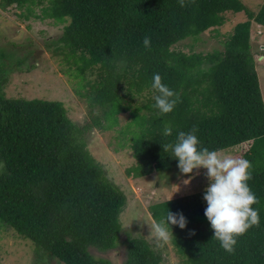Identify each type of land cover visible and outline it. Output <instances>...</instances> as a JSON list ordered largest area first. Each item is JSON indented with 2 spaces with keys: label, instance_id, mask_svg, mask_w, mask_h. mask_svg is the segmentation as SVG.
Wrapping results in <instances>:
<instances>
[{
  "label": "trees",
  "instance_id": "1",
  "mask_svg": "<svg viewBox=\"0 0 264 264\" xmlns=\"http://www.w3.org/2000/svg\"><path fill=\"white\" fill-rule=\"evenodd\" d=\"M43 2L42 17L64 22L52 52L64 54L67 69L86 88L89 122L76 125L57 100L3 96L7 74L0 68V225L27 239L38 260L111 264L90 250L114 248L125 196L83 136L91 127H109L115 114L128 110L134 162L125 172L134 177L177 166L163 145L193 127L199 146L210 151L247 143L240 158L253 166L248 184L259 198L252 207L259 210L260 225L237 239L234 253L212 239L204 216L206 188L151 203L147 211L152 221L165 218L167 210L184 216L186 227L172 226L170 242L191 264H264V106L249 43L250 23L264 28V0L254 12L240 0H185L184 7L179 0H0V10L15 6L29 12L28 6ZM240 11L245 19L233 24L220 50L171 48ZM156 73L179 95L168 114L153 106ZM140 96L139 105L130 107ZM94 106L103 119L92 114ZM165 125L171 136L163 135ZM160 262L159 252L141 236L125 239L121 264Z\"/></svg>",
  "mask_w": 264,
  "mask_h": 264
},
{
  "label": "rangeland",
  "instance_id": "2",
  "mask_svg": "<svg viewBox=\"0 0 264 264\" xmlns=\"http://www.w3.org/2000/svg\"><path fill=\"white\" fill-rule=\"evenodd\" d=\"M254 12L262 0H240ZM41 5L25 7L9 6L0 10V68L7 74L1 91L5 97L40 98L60 101L69 119L80 126L89 122L88 100L85 87L73 72L68 70L65 56L54 54L52 43L59 36L64 22L42 17ZM41 16V17H40ZM226 20L218 27L210 28L195 37L184 38L171 48L184 53H206L222 48V41L233 24L244 20L242 11L226 13ZM250 50L254 59L259 91L264 106V28L250 23ZM10 68V69H9ZM9 71L7 72V70ZM81 93V94H80ZM145 96V95H144ZM143 96L133 98L129 106L139 105ZM139 112H143L142 109ZM92 114L102 117V110L94 106ZM115 122L101 129L91 127L84 136L89 153L100 163L105 174L125 196V204L119 214L120 231L115 246L106 251L91 249L94 257H102L111 264H121L124 257V241L128 237L141 236L161 256L159 264H191L180 256L171 242L155 239L151 230L152 219L147 211L149 204L205 189L209 186L206 169L193 170L183 175L178 166H172L142 176H132L125 168L133 164L129 149L131 121L129 111L115 114ZM103 119V118H101ZM108 122H102L106 124ZM247 143L243 142L222 149L224 154L240 158ZM185 185L183 181L189 180ZM176 186H178V191ZM177 191V192H176ZM0 264H61L55 259H36L33 246L9 228L0 225Z\"/></svg>",
  "mask_w": 264,
  "mask_h": 264
},
{
  "label": "clouds",
  "instance_id": "3",
  "mask_svg": "<svg viewBox=\"0 0 264 264\" xmlns=\"http://www.w3.org/2000/svg\"><path fill=\"white\" fill-rule=\"evenodd\" d=\"M179 4L184 7L185 0H179ZM143 46L150 48V37L143 39ZM152 89L158 93L154 96L153 106L161 114L172 112L179 103V95L162 82L158 73L153 75ZM196 132L195 127L187 133L180 131L174 143L163 145V151H171L174 159L178 160L177 166L183 175H189L193 170L206 169L209 186L203 196L207 204L204 216L213 230L212 239H216L221 248L231 254L235 251L237 239L250 228L260 225L259 210L252 207L259 203V198L248 184L252 178L253 166L247 159L200 147ZM163 135H172L169 125H165ZM3 167L4 164L0 163V169ZM183 183L188 185L190 179ZM176 188L178 191V186ZM186 224L182 214H173L167 210L165 218L152 221L151 230L158 242L169 243L174 238L172 226L184 229Z\"/></svg>",
  "mask_w": 264,
  "mask_h": 264
},
{
  "label": "crops",
  "instance_id": "4",
  "mask_svg": "<svg viewBox=\"0 0 264 264\" xmlns=\"http://www.w3.org/2000/svg\"><path fill=\"white\" fill-rule=\"evenodd\" d=\"M252 24H254V23H252ZM255 26H259V25H257V24H254Z\"/></svg>",
  "mask_w": 264,
  "mask_h": 264
}]
</instances>
